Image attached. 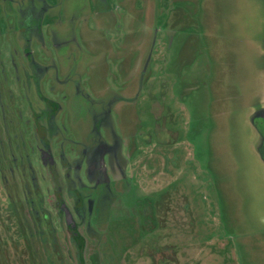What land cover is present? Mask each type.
<instances>
[{
	"label": "rangeland",
	"instance_id": "374dc122",
	"mask_svg": "<svg viewBox=\"0 0 264 264\" xmlns=\"http://www.w3.org/2000/svg\"><path fill=\"white\" fill-rule=\"evenodd\" d=\"M263 113L264 0H0V264H264Z\"/></svg>",
	"mask_w": 264,
	"mask_h": 264
},
{
	"label": "flooded vegetation",
	"instance_id": "af4514ba",
	"mask_svg": "<svg viewBox=\"0 0 264 264\" xmlns=\"http://www.w3.org/2000/svg\"><path fill=\"white\" fill-rule=\"evenodd\" d=\"M29 53V52H28ZM264 135V132L261 133ZM75 212H77L76 208L74 210H71L67 205L66 203L63 201V200H58L57 202V214H58V217L63 219V221L67 222V214H68V217H69V221L67 222L68 224H66V229L71 232L72 234L76 235V230H77V224H76V221H75ZM60 219V221H62ZM70 223V224H69Z\"/></svg>",
	"mask_w": 264,
	"mask_h": 264
},
{
	"label": "water",
	"instance_id": "95a60500",
	"mask_svg": "<svg viewBox=\"0 0 264 264\" xmlns=\"http://www.w3.org/2000/svg\"><path fill=\"white\" fill-rule=\"evenodd\" d=\"M263 118H264V113H263ZM69 221V217H68V214H67V222Z\"/></svg>",
	"mask_w": 264,
	"mask_h": 264
}]
</instances>
